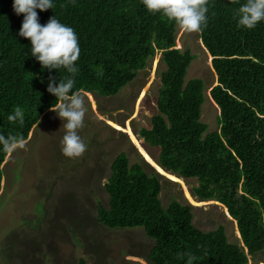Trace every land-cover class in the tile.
Returning a JSON list of instances; mask_svg holds the SVG:
<instances>
[{
	"label": "trees",
	"instance_id": "1",
	"mask_svg": "<svg viewBox=\"0 0 264 264\" xmlns=\"http://www.w3.org/2000/svg\"><path fill=\"white\" fill-rule=\"evenodd\" d=\"M52 2V9L36 11L41 25L55 16L77 34L73 91L114 95L160 52L157 112L150 127L136 132L146 150L158 152L149 151L155 161L145 150L144 157L161 173L195 178L191 195L220 202L235 220L241 243L230 242L223 225L197 228L189 203L172 198L163 207L161 174L141 158L130 162L124 151L110 162L108 199L96 202V221L110 228L142 227L153 240L149 264H187L180 254L188 252L197 257L193 264H247L248 255L264 247V21L251 30L238 28L234 16L245 0H209L208 24L199 37L211 56L216 83L208 95L220 122L208 131L200 120L205 84L199 77L185 80L194 55L175 47L174 23L149 13L141 0ZM12 5L13 0H0V134L26 138L40 113L56 103L47 91L49 79L59 83L71 74L63 67L41 68L30 41L18 34L23 14ZM16 106L24 111L22 126L7 120ZM5 154L0 146V186Z\"/></svg>",
	"mask_w": 264,
	"mask_h": 264
},
{
	"label": "rangeland",
	"instance_id": "2",
	"mask_svg": "<svg viewBox=\"0 0 264 264\" xmlns=\"http://www.w3.org/2000/svg\"><path fill=\"white\" fill-rule=\"evenodd\" d=\"M175 47L188 48L194 55L185 80L199 77L204 81L200 120L207 124L208 131L216 129L219 108L208 95L210 86L216 83L215 74L199 33L178 28ZM162 66L160 52L156 51L145 68L116 94L79 91L87 108L85 126L79 130L87 144L83 156L68 158L62 154L64 121L51 108L30 129L26 149H18L11 156L5 154L1 164L0 264H149L146 255L153 240L142 227L104 226L95 219V205L98 201L107 203L104 183L118 152L124 151L130 162L141 158L148 165L144 150L149 156V151L153 155L158 152L151 146L146 150L136 132L150 127L151 117L157 112L158 72ZM131 133L142 146L141 151L132 142ZM162 174L159 198L163 207L172 198L189 203L197 228L209 230L223 225L227 239L241 243L235 220L220 202L191 195L189 189L197 184L195 178L183 179L170 171ZM247 264H264V247L248 255Z\"/></svg>",
	"mask_w": 264,
	"mask_h": 264
},
{
	"label": "clouds",
	"instance_id": "3",
	"mask_svg": "<svg viewBox=\"0 0 264 264\" xmlns=\"http://www.w3.org/2000/svg\"><path fill=\"white\" fill-rule=\"evenodd\" d=\"M141 3L149 13L161 14L183 32L201 33L207 27L209 0H141ZM230 3L236 4L238 0H230ZM12 7L17 15L23 14L18 34L30 41L31 55L40 63L41 68L56 70L63 67L71 74L59 80V83H56L54 78L49 79L47 91L57 99L56 103L47 109L51 108L50 110L64 121L65 134L60 141L62 154L68 158L81 157L87 150V144L79 135V130L85 126L87 108L84 95L79 91H73L76 83L74 77L78 73L75 62L80 57L77 34L72 27L61 23L55 16L44 25L39 23L36 10L52 9L54 7L52 0H13ZM234 19L237 20L238 28L247 30L255 28L259 22L264 21V0H245L237 8ZM46 110L42 111L39 117ZM7 120L22 126L25 120L23 109L16 106L7 116ZM26 138L22 134L7 136L0 134V146L11 156L18 149H26L28 144ZM180 255L181 258L187 256V264H193L197 259L190 252Z\"/></svg>",
	"mask_w": 264,
	"mask_h": 264
},
{
	"label": "water",
	"instance_id": "4",
	"mask_svg": "<svg viewBox=\"0 0 264 264\" xmlns=\"http://www.w3.org/2000/svg\"><path fill=\"white\" fill-rule=\"evenodd\" d=\"M139 151V150H138ZM140 152V151H139ZM141 153V152H140ZM142 154V153H141ZM143 156V155H142ZM144 157V156H143ZM144 159H145V157H144ZM146 160V159H145ZM147 161V160H146ZM149 162V161H148ZM158 173H160L161 175H163L162 173H161V171H159L158 169H156L151 163H149ZM158 165V164H157ZM159 166V165H158ZM164 176V175H163ZM167 177V176H166ZM169 178V177H168Z\"/></svg>",
	"mask_w": 264,
	"mask_h": 264
},
{
	"label": "bare ground",
	"instance_id": "5",
	"mask_svg": "<svg viewBox=\"0 0 264 264\" xmlns=\"http://www.w3.org/2000/svg\"><path fill=\"white\" fill-rule=\"evenodd\" d=\"M109 122V121H108ZM134 144H136V142H134ZM148 161V160H147ZM150 163V162H149ZM154 166V165H153ZM160 167V166H159ZM156 168V167H155ZM161 168V167H160Z\"/></svg>",
	"mask_w": 264,
	"mask_h": 264
}]
</instances>
